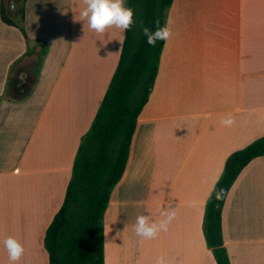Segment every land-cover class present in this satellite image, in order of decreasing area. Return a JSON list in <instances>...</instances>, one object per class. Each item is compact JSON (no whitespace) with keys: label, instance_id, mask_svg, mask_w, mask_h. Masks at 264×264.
<instances>
[{"label":"crops","instance_id":"obj_1","mask_svg":"<svg viewBox=\"0 0 264 264\" xmlns=\"http://www.w3.org/2000/svg\"><path fill=\"white\" fill-rule=\"evenodd\" d=\"M84 7L26 0V33L50 51L32 95L0 101V241L21 242L17 264H49L46 230L120 58L125 33L94 32ZM168 20L172 35L104 213L105 264H217L203 233L208 190L232 152L264 136V0H173ZM27 48L0 19V96ZM165 208L175 213L167 233L138 240L136 216L155 223ZM222 235L231 264H264V155L230 188ZM0 264H9L2 243Z\"/></svg>","mask_w":264,"mask_h":264},{"label":"trees","instance_id":"obj_2","mask_svg":"<svg viewBox=\"0 0 264 264\" xmlns=\"http://www.w3.org/2000/svg\"><path fill=\"white\" fill-rule=\"evenodd\" d=\"M172 2L127 0V6L134 10V23L125 33L118 65L101 105L81 138L62 206L46 230L44 247L49 264H105L104 213L111 192L125 171L137 120L153 91L165 43L148 45L142 29L149 27L154 31L157 20L163 26ZM25 4L26 0H0L1 21L19 28L28 42L24 55L13 63L14 68L36 56L33 68L41 65L47 52L43 44L38 43V51L30 46L24 27ZM32 75L23 81L16 79L12 87L8 85L5 97L12 101L29 98L37 82ZM21 84L24 91L18 89ZM262 155L264 136L232 152L216 181V189L223 190L222 198L216 199L213 194L207 199L203 233L217 264H231L222 235V210L228 192L244 167Z\"/></svg>","mask_w":264,"mask_h":264},{"label":"clouds","instance_id":"obj_3","mask_svg":"<svg viewBox=\"0 0 264 264\" xmlns=\"http://www.w3.org/2000/svg\"><path fill=\"white\" fill-rule=\"evenodd\" d=\"M85 7L80 11L81 21H86L88 27L97 33H104L106 29L114 27L119 29L121 34L126 33L134 23V10L127 6V0H84ZM170 20L166 21L163 26L160 22L155 21L156 28L153 31L149 27L142 29L146 37V43L155 47L157 41L167 42L171 38V29L169 28ZM223 125L231 126L235 123L234 119L228 117L222 121ZM215 194L216 199H221L223 190L216 189V182H212L208 190V199ZM175 213L171 208H165L164 211L158 212L157 222L150 223L144 215H137L132 227V232L140 241H150L158 233L166 234L167 227L174 218ZM3 248L7 251L9 264H17L24 254V247L21 242L13 236H8L2 241ZM153 264H166L163 256H158Z\"/></svg>","mask_w":264,"mask_h":264},{"label":"rangeland","instance_id":"obj_4","mask_svg":"<svg viewBox=\"0 0 264 264\" xmlns=\"http://www.w3.org/2000/svg\"><path fill=\"white\" fill-rule=\"evenodd\" d=\"M10 1H13V0H7V2H10ZM5 24V23H4ZM6 25V24H5ZM13 27V26H12ZM24 27H25V25H24ZM17 28V27H16ZM19 29V28H18ZM20 30V29H19ZM21 31V30H20ZM21 33H22V31H21ZM23 34V33H22ZM24 36V35H23ZM29 37V36H28ZM25 38V37H24ZM30 39V38H29ZM26 40V39H25ZM27 42V41H26ZM31 44H30V46L31 47H35L36 49H37V51L40 49V45L38 44V43H40V44H43V47L45 48V50L47 51L46 52V54H45V56H44V58H43V62H42V64L41 65H36L35 64V66H34V68H33V65H34V62L36 61V58H37V56H36V54L34 55V56H36V58L35 57H29L28 59H26L20 66H18L16 69L14 68V66H12V68H10V76L8 77V81H7V84H6V88L8 87V85H9V87H12V84L11 83H14V81L17 79V80H21V81H23V80H26L27 79V77H30V75H32L33 73H34V69L36 68V73L35 74H37L36 76H35V74H33L32 76L33 77H37V82H38V79H39V77H40V74H41V71H42V68H43V65H44V62H45V59H46V57H47V55H48V53H49V51H50V45L47 43V42H43V41H41V40H32V39H30V41H29ZM27 44H28V42H27ZM37 44H38V46H37ZM34 48V49H35ZM27 76V77H26ZM37 82H36V84L33 86V90H32V92H31V94H30V96L32 95V93L34 92V90L36 89V86L38 85L37 84ZM18 89L20 90V91H24L26 88H24L23 86H22V84L21 85H19L18 86ZM5 92H6V89H5V91H4V93H3V95L2 96H0V101H1V99H5L6 97H5ZM7 99V98H6ZM26 100V99H25ZM24 99L22 100V102L23 101H25Z\"/></svg>","mask_w":264,"mask_h":264}]
</instances>
